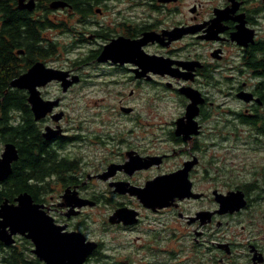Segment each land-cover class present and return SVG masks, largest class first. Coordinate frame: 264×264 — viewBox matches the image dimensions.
<instances>
[{
	"label": "flooded vegetation",
	"instance_id": "af4514ba",
	"mask_svg": "<svg viewBox=\"0 0 264 264\" xmlns=\"http://www.w3.org/2000/svg\"><path fill=\"white\" fill-rule=\"evenodd\" d=\"M0 1L4 2V0ZM8 1V9L0 8V38L9 41L8 34H5V29H9L11 24L6 17L9 12L22 11L31 21L44 23L43 28L40 29V39L36 44L46 53L25 58V49L16 47L13 50L17 61L14 62L15 76L8 82V86L16 93L25 96L29 108L28 114L30 113L31 132L35 137L41 138L40 143L45 147L41 157L44 158L46 153L52 151L54 158L70 163L63 174L70 175L68 180L72 183L67 184L59 175L60 171L54 170L41 181L30 180L32 191L27 192L33 203L41 205L42 210L52 218L55 225L65 226L62 232L83 229L85 222L83 209L87 206L95 207L101 202L96 191L87 193V186L92 179H101L99 174L108 171L111 166H113L112 174L102 180H108L107 184L114 195L128 197L127 195H135L128 192L119 193L115 189L142 188L154 177L175 172L186 162L193 161L187 176L191 182V190L200 193V197L182 200L177 198L174 205L156 210L145 208L154 213L173 208L177 210L178 218L198 228L213 222L217 228H220L223 218L241 215L255 202L264 201V0H102L99 3L93 2L88 8H84V5L89 6V2L85 0H77L76 7L66 0H33L34 5L31 10L20 8L18 0ZM52 1H64L66 5L51 8ZM56 12H64L65 18L57 17ZM48 32H53L58 37L71 34V41L68 45H64L62 41L52 39L53 34ZM148 33L152 34L153 38L147 36ZM120 38L137 43L139 41L141 44L137 51L122 46L117 50L118 56L98 61L103 47L108 43H116ZM144 38L147 40L142 43ZM89 43L95 47H89L85 52H77L78 55L72 60L74 63L71 61L70 68L66 69L57 64L63 56L62 52L69 53L67 51L69 46L70 51L82 50L85 46H89ZM13 46H16V43ZM147 56L159 57L165 64L156 68L143 61L148 58ZM36 63L53 70L68 71L65 80H72L73 76L78 78L66 90H63L62 82L56 79L36 86L43 100L57 101L50 111L38 119L35 118L28 102L29 91L12 86L10 83ZM90 63L108 65L111 74L115 76L111 83L115 86L128 87L129 96L136 95L140 91H155V88L168 90L180 96L184 102V111L175 120L169 121V129L165 132V137L170 142L180 144L181 150L155 151L151 145L147 146L148 142L144 143L142 139L143 134L146 133L143 128L153 125L160 127L161 123L158 121L157 125L153 122L145 124L144 120L132 117L135 108L119 101V113L127 117L119 122L126 128L107 136V140L111 142L107 153L111 158L105 162V168L91 173L85 170L84 166L89 164L81 154L86 148L81 145L85 138L69 133L71 129L66 125L68 119L63 100L72 86L82 85L84 79L89 77L84 76L83 67L89 66ZM50 86H55L61 94L59 95L60 92L58 95L52 94ZM181 87L192 88L202 99V102L197 104L198 112L194 116L197 132L190 133L186 140L183 135L175 134L176 121L184 115L186 105L190 102V99L180 92ZM155 95H158V92ZM24 116L23 111L14 107L7 121L17 130L23 123ZM47 132H55V134L52 138L46 139L44 134ZM7 143L14 144L18 155V158L11 163L12 173L18 166L20 146L13 141L0 139V156ZM37 144L33 142L31 146L33 155L39 152ZM217 147L222 149V159L229 160L227 163L223 161L220 167L216 166L217 157L210 156V159H205L204 156L207 150ZM73 148L78 151L80 148V153L76 150L77 152L72 154ZM238 155L240 161L235 164L233 160ZM180 156L181 159L174 167H167V164L177 157L179 159ZM134 157L156 162L141 169L134 168L135 163L125 166ZM149 157L160 159H149ZM245 161H252L249 169H246ZM211 167H215L216 174L223 172V168L228 169V173L213 175L210 172ZM235 171L239 173L235 174ZM145 173L150 174L142 180L137 179ZM7 178L0 181L1 189ZM198 185H202L203 188H198ZM228 192H241L246 204L237 212H218L220 203L216 197L226 195ZM18 194L19 192L13 195L11 200L5 199L12 203ZM80 199L91 200L94 204L76 206L75 203H79ZM204 199H209L211 204L197 209L193 215L183 213L181 204L185 201ZM68 203H72L73 207ZM114 206L115 209L126 207L136 210L138 220L135 224L124 225L120 222L113 225L133 229L140 222V212L134 207L118 201H114ZM198 212L207 213L201 218L197 216ZM208 212L211 213L210 220H207ZM250 214L253 215V212L251 211ZM194 234L193 241L199 244V238L196 236L201 238L204 232L195 230ZM14 237L15 241L18 238L27 239L20 235ZM27 240L32 246L29 248L32 252L34 245L29 239ZM86 240L91 239L86 237ZM93 241L97 243V247L84 264H136L131 257H126L124 263L117 261L101 251L103 247L101 241ZM218 243L227 244L228 251L227 247H218ZM214 246L219 251L215 259L216 264H264L263 227L240 234L239 241L230 239L216 242ZM235 247L242 248L243 253L235 255ZM192 250L191 248L190 251ZM165 253L169 258H175L177 250L169 249ZM32 256L37 259V264L42 263L34 254ZM188 258L190 259L187 260L188 264H193L191 254ZM157 261H160L157 264L165 262L160 258ZM208 261L212 262L211 258Z\"/></svg>",
	"mask_w": 264,
	"mask_h": 264
},
{
	"label": "rangeland",
	"instance_id": "374dc122",
	"mask_svg": "<svg viewBox=\"0 0 264 264\" xmlns=\"http://www.w3.org/2000/svg\"><path fill=\"white\" fill-rule=\"evenodd\" d=\"M55 14L59 18H65L64 12H56ZM48 33L53 34V32ZM52 39L60 40L64 45H68L71 41V34L63 37L53 34ZM88 45L82 46V48L84 47L82 50L74 49L73 51H70L69 46L67 49L69 53L62 52L63 56L57 61V64L66 69L70 68V65L74 63L72 60L78 55L77 52H85L89 47L94 46L90 43ZM83 73L84 76L88 75L89 77L84 79L82 85H74L68 90L64 95L63 105L68 119L66 125L71 129L69 133H75L85 138L84 143H81L83 148L86 147L81 154L84 160L89 161V164L84 166L85 170L91 173L95 172L94 170L99 171L105 168V162L111 158L107 153L111 143L107 140V136L126 128L119 122L127 119L119 113V101L135 108V114L132 117L144 120L145 124L153 122L157 125L158 121L161 123L160 127L153 125L143 128L146 133L143 134L142 139L144 143L148 142L147 146L151 145L155 151L181 150L180 144L170 142L165 137V132L169 129V121L175 120L184 111V102L180 96L159 88H155V91H140L136 95L129 96L128 87L124 88L119 85L117 87L111 83L114 75L111 74L110 67L106 64L94 63L91 65L90 63L89 66L83 67ZM50 87L51 93L58 95L60 91H57L55 86ZM156 92L158 95H155ZM157 136L158 138H156ZM76 150L75 148L71 149L72 154L78 151ZM221 151L222 149L219 147L210 148L204 154L205 159H210V156L217 157L215 159L216 166L220 167L223 161L225 163L229 161L222 159L223 153ZM78 153H80V148ZM180 159L181 156L179 159L178 157L173 159L167 164V167H174ZM233 161L235 164L238 163L240 155L236 156ZM251 162L245 161L246 169L250 168ZM210 169L213 175L228 173L226 168L217 174L215 167ZM238 173L235 171V174ZM149 174L145 173L137 179L142 180ZM107 181L94 178L88 184L87 193L96 191L101 202L95 207L87 206L83 209L84 227L82 230H78L83 232L88 239L101 241L103 245L101 251L123 263L126 257H131L136 264H157L160 262L157 261L159 258L165 261L164 264H188L187 260H190L188 257L191 254L193 264H216L215 259L219 255V251L214 246L216 242H225L230 239L239 241L240 234L253 232L257 227L264 228V201L255 202L247 212H243L241 215L223 218L220 228H217L214 222L203 228H198L193 224H187L182 218H178L177 210L173 208H166L154 213L146 209L135 196L119 197L114 195L109 189ZM198 188H203V186L198 185ZM113 200L124 202L140 212V222L135 228L125 229L120 225H113L108 222V216L115 209ZM210 204L209 199L185 201L181 204V208L183 213L193 215L197 209ZM251 211L253 215L250 214ZM195 230L204 232V236L201 238L196 236L199 238L198 243L200 245L193 241ZM22 243L21 238L15 241L18 248L21 247ZM26 247L29 249L32 246L26 244ZM191 248L192 251H190ZM169 249L177 250L175 258L167 256L165 251ZM242 251V248L235 247V255H241ZM30 254L33 255L32 252ZM210 258L212 262L209 263Z\"/></svg>",
	"mask_w": 264,
	"mask_h": 264
},
{
	"label": "water",
	"instance_id": "95a60500",
	"mask_svg": "<svg viewBox=\"0 0 264 264\" xmlns=\"http://www.w3.org/2000/svg\"><path fill=\"white\" fill-rule=\"evenodd\" d=\"M18 1L20 8L29 10L33 8V0H28L27 2H24V0ZM65 5L66 2L64 1H52L50 3L51 8L63 7ZM170 34H172V31ZM146 35L152 37L150 33ZM146 40V38L142 39V43ZM140 44L139 41L137 43V41L120 38L116 43H108L103 47L98 56V61L118 56L117 50L122 46L123 48L127 49L130 47L137 51ZM147 57V61H143L152 66L154 65L156 68L162 67L165 64L162 63L159 57ZM154 71L156 72V69ZM67 75L68 71H57L46 68L41 63H36L10 83L12 86L25 88L29 91L28 102L31 105L35 118L38 119L50 111L53 104L57 103V101L43 100L39 96L36 86L42 85L51 79H56L62 82L63 90H66L70 84L78 79L77 76H73L72 80H65ZM180 92L189 98L190 102L186 105L184 115L176 121L175 134L183 135L184 140H186L189 138L190 133L197 132V122L194 120V116L198 112L197 104L202 102V99L199 97L197 91L189 87H181ZM125 110L129 111V109ZM54 134L55 132H47L44 136L46 139H50ZM17 158V150L14 144H5L0 156V181L9 176L11 173V163ZM149 159L159 160L160 158L149 157ZM140 160L141 158L134 157L125 166L128 167L130 163H135L134 168L141 169L147 168L153 162H156L155 160H146V158H143L141 162ZM192 164L193 161H188L175 172L156 176L147 181L142 188H117L115 190L119 193L128 192L131 195H135L144 207L151 210L172 206L177 198L179 200L189 197L198 198L201 194L191 190V182L187 176ZM111 167H109V172L106 171L99 174V178L107 179L112 174ZM216 200L220 203V210L218 212L221 213L237 212L246 204L241 192H228L226 195L217 196ZM86 204L93 205L94 202L88 199L81 201L80 199L79 203H75L79 207ZM68 205L73 207L72 203H68ZM204 213L206 215L207 212H198L197 216L202 218ZM137 214L138 212L134 209L121 207L115 209L107 219L110 224L121 222L124 225H130L137 222ZM210 215L211 213L208 212L207 220H210ZM64 227L63 225H55L52 218L42 210L41 205L33 203L31 196L27 192L19 193L12 203H9L7 199L0 203V242L4 246L13 245L15 243L14 236L17 235L29 239L34 245L32 252L42 261L41 264H84L87 257L96 249L97 243L93 240H86V236L82 232H62ZM218 247H227L228 251L227 244L218 243Z\"/></svg>",
	"mask_w": 264,
	"mask_h": 264
},
{
	"label": "trees",
	"instance_id": "16d2710c",
	"mask_svg": "<svg viewBox=\"0 0 264 264\" xmlns=\"http://www.w3.org/2000/svg\"><path fill=\"white\" fill-rule=\"evenodd\" d=\"M66 1H69L73 7L77 6V0ZM85 1L89 2V6L84 5V8H88L93 2L99 3L102 0ZM8 2V0L0 1V8L8 9ZM6 17L9 18L11 24L9 29H5L6 27L4 26L5 34H8L9 41L5 38H0V139L18 143V146H20V158L17 162L18 166L14 168L4 182L3 189L0 188V203L5 198L11 200L13 195L18 192L26 191L31 193L30 180L34 181L33 179H37L41 181L44 176L46 177L49 172L54 170L60 171L59 175L66 180L67 184L72 183V181L68 180L70 175L63 174L69 167V162L54 158L52 151L46 153L44 158L41 157L45 147L40 143L41 138L35 137V134L31 132V119L29 117L30 113L28 114L29 108L26 104L25 96L16 93L8 86V82L15 76L14 64L17 61L13 55V50L16 47L25 49V58L46 53L44 49H39L36 44V41L38 42L40 39V29L43 28L44 23L31 21L29 16L22 11L9 12ZM14 43H16V46H13ZM14 107L25 113L23 123L18 126L17 130L12 123L7 121ZM33 142L38 143L37 149L39 152L36 155L32 153L31 146ZM21 239L23 243L20 248L15 244L4 246L0 242V264H37V259L31 256L28 247H26V244H30V242L27 239Z\"/></svg>",
	"mask_w": 264,
	"mask_h": 264
}]
</instances>
